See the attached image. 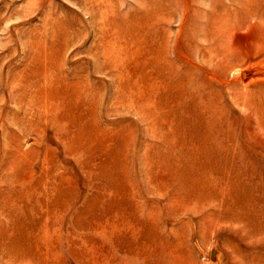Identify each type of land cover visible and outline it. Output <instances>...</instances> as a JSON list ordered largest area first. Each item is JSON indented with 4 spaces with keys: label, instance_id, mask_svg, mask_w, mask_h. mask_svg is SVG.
Listing matches in <instances>:
<instances>
[{
    "label": "rangeland",
    "instance_id": "1",
    "mask_svg": "<svg viewBox=\"0 0 264 264\" xmlns=\"http://www.w3.org/2000/svg\"><path fill=\"white\" fill-rule=\"evenodd\" d=\"M0 264H264V0H0Z\"/></svg>",
    "mask_w": 264,
    "mask_h": 264
}]
</instances>
